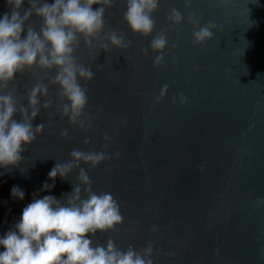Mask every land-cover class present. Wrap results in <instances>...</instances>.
<instances>
[{
    "label": "water",
    "instance_id": "1",
    "mask_svg": "<svg viewBox=\"0 0 264 264\" xmlns=\"http://www.w3.org/2000/svg\"><path fill=\"white\" fill-rule=\"evenodd\" d=\"M172 8L184 15L179 26L167 19ZM10 11L0 0V15ZM125 11L126 0H115L105 34L115 29L131 41L127 50L106 53L95 42L93 59L81 40L75 53L95 73L94 80L80 81L88 90L87 130L62 115L67 101L50 83L55 69L17 73L0 93L11 91L18 108L29 107L32 85L49 86L32 122L44 123V133L21 154L19 167L0 169V234L14 226L34 194L66 203L65 193L79 184L84 167L93 191L110 192L124 216L115 231L91 237L94 245L111 239L122 251H141L152 243L154 264H264V0H191L190 7L185 0H161L152 35L167 30L168 47L159 68L152 36L132 32ZM190 15L201 26L216 25L212 40L195 44ZM29 23L39 31L42 21L33 15ZM165 85L168 92L156 103ZM181 93L186 103L179 102ZM45 101L52 107L43 108ZM13 118L22 120L19 111ZM65 130L68 138L61 135ZM105 134L112 139L111 161L95 169L73 162L67 179L58 177L54 188L41 191L53 183L49 171L70 161L72 150L103 151ZM14 186L25 191L23 201L11 196ZM153 225L159 230L153 232Z\"/></svg>",
    "mask_w": 264,
    "mask_h": 264
},
{
    "label": "clouds",
    "instance_id": "2",
    "mask_svg": "<svg viewBox=\"0 0 264 264\" xmlns=\"http://www.w3.org/2000/svg\"><path fill=\"white\" fill-rule=\"evenodd\" d=\"M25 3L30 7L25 9ZM160 3L161 0H126L123 14L132 32L152 36L149 47L152 52L159 53L154 57L156 68L163 64L168 47L167 30L162 29L157 35H152L155 30L153 14ZM7 4L11 11L0 15V93L15 80L17 73L34 68L55 69L50 83L58 86L59 95L67 101L63 104L62 115L67 117L70 125L79 124L82 130H87L84 117L89 103L88 90L81 86L80 81L94 80L95 73L78 63L75 53L81 40L93 52V59L96 58L95 42H99V51L106 53L111 48L127 50L131 46V41L115 29L105 34L106 12L114 7L115 0H52L51 3L48 0H7ZM185 5L190 7L191 0H185ZM33 15L42 21L39 31L29 23ZM167 19L171 25L179 26L184 22V15L172 8ZM189 22L197 29L193 32L196 45H203L214 38L216 25L201 26L195 15L189 16ZM25 30L26 35L22 36ZM148 51L144 49V55ZM167 92L168 86L165 85L156 97V103L163 100ZM42 96H49L48 84H33L27 96L31 109L29 114V107H17L18 100L13 92L0 94V169L19 167L23 161L21 154L44 133V123L35 127L32 123L40 114ZM173 102H176L175 98ZM179 102H187L183 93ZM51 107L50 102H44L43 108ZM18 111L22 120L13 118ZM121 123L126 125V121ZM61 135L68 138L69 133L65 130ZM103 139V151L74 149L70 153V161L56 163L48 173L53 183L45 182L41 191L54 188L58 177L67 179L73 170V162L76 166L82 162L95 169L111 161L113 155L109 154L108 146L112 139L108 134ZM84 143L89 144L90 140L85 139ZM114 156L119 158L120 152ZM78 179L79 184L73 192L65 193L66 203L53 195L34 194L14 226L0 234V264H154L152 243L141 251L132 246L122 251L111 239L106 246L94 245L91 237L115 231L124 223V216L119 202L110 192L93 191L92 181L84 167H80ZM11 196L23 201L26 193L19 186H14ZM260 201L264 202V199ZM158 230V226H152L153 232Z\"/></svg>",
    "mask_w": 264,
    "mask_h": 264
}]
</instances>
